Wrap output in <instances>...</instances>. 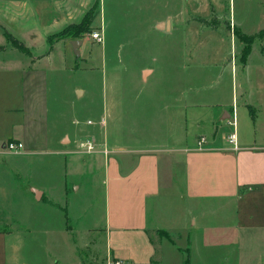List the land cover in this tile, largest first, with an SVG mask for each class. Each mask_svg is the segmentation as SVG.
<instances>
[{
  "label": "crops",
  "instance_id": "1",
  "mask_svg": "<svg viewBox=\"0 0 264 264\" xmlns=\"http://www.w3.org/2000/svg\"><path fill=\"white\" fill-rule=\"evenodd\" d=\"M63 1L68 3L67 9L73 2L78 5L85 2L61 0V5ZM72 5L71 9H74L75 4ZM47 10V19L52 22L61 20L60 17L55 18L59 14L58 8L47 7ZM61 10L64 14L65 10ZM34 11L38 17L40 10L34 8ZM187 19L186 24H191ZM163 21V18L158 19L156 25ZM176 26L170 19L168 32L157 30L172 33ZM0 27L4 35V38L0 35V96L8 89L10 92L18 91L20 98V106L17 104L14 108L7 106L4 98L0 100V242L7 257L21 258L24 248L19 234L10 235L5 215L7 206H12L15 211L14 225L37 221L38 213L35 212L38 206L35 202L62 210L64 216L69 215L73 222V225H63V233H67L74 244L78 236L90 231V227L81 230L83 225L79 223L77 213L79 205L70 195L72 188L76 192L81 186L83 190L86 188V183L80 182L83 178L90 186L99 188V192H95L99 194V213L106 228L104 257L111 256L114 262L127 264H156V248L161 243L162 259L168 241L163 240L165 237L159 239L157 231L167 233L173 243V234L179 239L186 237L185 240L190 242L191 236L199 233L198 228H201L202 237H207L209 233L204 221L196 218L193 222L188 221L198 208L204 211L212 209L215 202L222 204L219 205L221 207L234 202L239 214L241 203L264 194V76L242 80L237 91L240 103L233 104L237 97L233 92L230 102L228 98L213 97L210 105H206L200 99L198 78L189 76L186 79L178 73L176 58L184 50L189 58L199 55L206 58L202 65L216 67L214 74L207 77L209 82L216 85L222 82L228 86V82L222 80L220 66L224 64L226 70L229 66L232 70L233 63H237L235 57L229 60L230 49L211 45L204 48L196 37L195 48L167 49L170 46H160L159 57L167 65L161 64L163 69L171 68L173 71L165 70L159 78L153 76L151 67L144 66L140 72L141 85L147 87L156 83V89L126 94L127 106L124 107L117 98H107L104 114L109 116V122L101 123L100 120L98 127H73L70 132L49 137L44 132H33L35 125L29 119L36 114V87L32 86L36 65L40 58L49 54L53 43L48 42L40 57L31 56L26 49L23 51L15 44L8 45L4 27ZM100 32L102 40L99 45H102L103 33ZM82 42L80 40L78 46L79 54H75L72 48L76 56L82 54ZM25 46L31 52L36 50L33 46ZM250 49L252 51V46L241 63L244 67L251 57ZM14 50L19 52L18 57ZM22 55L27 58H21ZM88 57L90 59V53ZM88 57L84 56L83 60H88ZM140 99L144 100L145 110L152 117L142 120V123L138 117L130 121L129 115H137L134 111ZM14 111H18L21 118L7 123L6 115H12ZM223 116L226 118L222 119ZM233 118L235 127L229 123ZM76 122L77 119L73 118L72 123ZM233 131L237 137V149L228 141ZM201 137L206 141L199 146ZM87 139L96 143L93 151L81 148L80 144ZM11 140L21 142L22 149L7 150L6 141ZM32 155L35 157L33 160ZM39 167H45V172L38 173ZM8 195L16 198H7ZM94 216L90 220L95 219ZM150 230L159 239V245L153 243ZM80 249H77L78 257ZM90 252L86 261L98 263L95 251Z\"/></svg>",
  "mask_w": 264,
  "mask_h": 264
},
{
  "label": "rangeland",
  "instance_id": "2",
  "mask_svg": "<svg viewBox=\"0 0 264 264\" xmlns=\"http://www.w3.org/2000/svg\"><path fill=\"white\" fill-rule=\"evenodd\" d=\"M56 2L59 3L55 4ZM60 2L61 0H0V26L9 34L6 40L8 45L19 44L31 56L40 57L46 51L48 38L52 39L51 51L38 60L36 76L32 80L37 97L36 114L29 119L35 125L33 132H44L49 137H56L62 132L72 131L73 127L93 128L99 126L100 120L101 123L109 122V116L104 114L107 98H117L124 107L127 106L126 94L156 89V83L148 84L147 87L141 85V69L144 66L151 67L154 70L153 76L159 78L161 74H165V70L169 72L171 69H163L161 64L165 66V63L159 57V47L195 48V37L201 41V45L204 44V48L211 45L230 49L229 60H234L235 57L237 62L233 63L232 70L229 64V70H226L224 64H220L222 80L228 82V91L225 83L216 85L208 81L207 77L214 74L216 67L202 65L206 58L201 55L189 58L184 50L180 52V57L176 58L178 73L186 79L189 76L198 78L197 86L202 94L200 99L206 105H210L213 97L228 98L230 102L231 93L239 91L242 80L264 76V36L261 34L264 29V0H85L80 5L73 2L74 9H71L72 4L67 9L68 3L63 1L61 5ZM47 7L58 8L59 14L55 18L60 17L62 21L52 22L47 19ZM60 7L65 10L64 14ZM34 8L40 10L38 17L35 16ZM20 9L22 11L18 13ZM161 18L164 21L172 19L173 25H177L175 31L163 33L157 30L156 21ZM185 18L191 24H186ZM87 20V28L82 35H77L76 40L83 42L82 54L76 56L72 50V37L69 35L76 24L84 21V25ZM0 30L2 31L1 27ZM94 30L102 31V45L91 40L90 33ZM1 31L0 35L4 38ZM245 33L252 34L250 43L238 36H247ZM25 45L33 46L36 50L31 52ZM247 46H252V51L250 49L251 57L244 67L241 63L247 57ZM13 52L19 56L17 50ZM24 56L21 58H27ZM84 56L88 60L84 61ZM151 79L156 81L153 77ZM12 85L16 87L17 84ZM3 98L9 107L14 108L17 104L20 106L18 91L10 92L7 89L5 93L1 92L0 100ZM239 99L237 93L233 104L236 105L237 101L240 103ZM143 101L140 99V103L135 106L134 113L137 115H129L130 121L138 117L141 122L152 117L145 110L147 108ZM5 118L8 123L21 116L18 111H14ZM73 118L77 119L75 124L72 123ZM87 120L90 121L89 124L86 123ZM31 158L33 160L35 157L32 155ZM37 171L45 172V167H39ZM81 181L86 183V188L83 190L81 186L78 192L72 188L70 195L79 205L80 211L77 213L80 216L79 223L83 225H80L81 230L90 227V231L78 236L74 244L70 236L63 233V225H73V222L69 215L64 216L62 210L35 202L38 206L35 212L38 213L37 221L14 225L15 211L12 206H7L5 215L10 235L19 234L23 238L24 248L20 253L21 258L11 259L3 252V243L0 242V264H79L78 258L82 260V264H89L86 260L89 259V253L91 255L90 251H95L97 256L98 263L95 264H127L114 262L111 256L104 257L106 228L99 213V194L95 192H99V188L92 184L90 186L84 178ZM7 198L15 199L16 196L8 195ZM69 203L71 206V200ZM219 205L222 204L215 202L212 209L204 211L198 208L193 214L195 216L188 220L189 223L195 218L204 221L207 224L204 227L208 228L209 233L207 237L203 238L201 228H198L199 233L193 234L190 242L185 240L186 237L179 239L174 234L171 236L174 243L163 238L168 242L162 252V259V243L159 245L158 254L155 255L158 260L156 264H183L186 252L182 249L185 248H189L190 264H264V194L241 203L239 214L234 202L222 207ZM93 216L95 219L90 220ZM152 231L149 232L151 236ZM78 248H81L79 257Z\"/></svg>",
  "mask_w": 264,
  "mask_h": 264
},
{
  "label": "built area",
  "instance_id": "3",
  "mask_svg": "<svg viewBox=\"0 0 264 264\" xmlns=\"http://www.w3.org/2000/svg\"><path fill=\"white\" fill-rule=\"evenodd\" d=\"M90 38L91 40L95 41V42H101L102 40V35L101 32L98 30H94L90 33ZM88 123H90V121H88ZM233 127H235V118H233V120L231 122H229ZM205 138L201 137L200 140L198 141V145H202L205 142ZM228 141L232 144L234 149H237V137H236V133L235 131L231 132L228 136ZM96 143L91 140V139H87L85 141H83L80 146L81 148H83L85 151L90 152L93 151L95 149ZM23 147L22 143L19 141H8L6 143L5 148L9 151H19L21 150ZM106 152V150H104Z\"/></svg>",
  "mask_w": 264,
  "mask_h": 264
},
{
  "label": "trees",
  "instance_id": "4",
  "mask_svg": "<svg viewBox=\"0 0 264 264\" xmlns=\"http://www.w3.org/2000/svg\"><path fill=\"white\" fill-rule=\"evenodd\" d=\"M84 22V21H83ZM83 22H81V24H76L74 27H73V31H72V33L69 35L70 37H72V39H74V40H76V39H78V37H77V35L78 34H80V35H82V33H83V31L87 28L86 27V24H87V22H88V20L87 21H85V24L84 25H82V23ZM4 33H5V35H6V37L8 38V36H9V34H8V32H6V30H4ZM261 33V32H260ZM63 34V33H62ZM262 36H264V29H263V31H262ZM241 39H243L245 42H247V43H250L251 41H252V39H253V36H245V35H243V34H241V35H238ZM54 39V38H53ZM56 39H59V38H56ZM51 38H48V42L49 43H51ZM16 45V44H15ZM17 47L18 48H20L21 47V45H19V44H17ZM21 49H23V47H21ZM25 49H23V51H24ZM245 50L247 51V53H248V51H249V47L247 46V48H245ZM157 233H158V236H159V239H161L162 237H165V238H167V239H170V237L168 236V234L167 233H165V232H163V231H157ZM151 238H152V241H153V243L155 242V244L156 245H159V239L157 240L156 238H155V234H154V232H152V236H151ZM171 240V239H170ZM184 250V252H186V257H185V259L183 260V264H189V249L188 248H185V249H183ZM158 251H159V247L157 246V248H156V254H158Z\"/></svg>",
  "mask_w": 264,
  "mask_h": 264
},
{
  "label": "water",
  "instance_id": "5",
  "mask_svg": "<svg viewBox=\"0 0 264 264\" xmlns=\"http://www.w3.org/2000/svg\"><path fill=\"white\" fill-rule=\"evenodd\" d=\"M156 28L165 32H168L170 29V19L167 18L165 21L160 22L156 25ZM80 44V40H74L72 41V48L75 52V54H79L78 46ZM226 117L223 116L222 119H225Z\"/></svg>",
  "mask_w": 264,
  "mask_h": 264
}]
</instances>
